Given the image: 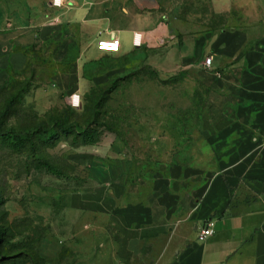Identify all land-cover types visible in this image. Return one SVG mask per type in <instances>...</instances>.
Here are the masks:
<instances>
[{
  "label": "crops",
  "instance_id": "crops-1",
  "mask_svg": "<svg viewBox=\"0 0 264 264\" xmlns=\"http://www.w3.org/2000/svg\"><path fill=\"white\" fill-rule=\"evenodd\" d=\"M160 3L170 19L176 0H63L60 7L52 0H0V91L41 64L107 53L97 49L99 39L117 37L119 52L138 48L134 33L141 46L168 44L162 58L171 67L164 72L196 74L208 110L189 161L164 163L133 181L122 163L99 180L96 196L70 197L73 208L95 211L105 222L95 262L264 264V0H210L212 12L237 11L240 18L206 39L169 34L156 21ZM210 220L213 233L198 238ZM63 248L57 236L39 246L54 261Z\"/></svg>",
  "mask_w": 264,
  "mask_h": 264
},
{
  "label": "rangeland",
  "instance_id": "rangeland-1",
  "mask_svg": "<svg viewBox=\"0 0 264 264\" xmlns=\"http://www.w3.org/2000/svg\"><path fill=\"white\" fill-rule=\"evenodd\" d=\"M195 1L176 0L170 19L158 4L156 21L179 38L206 39L240 18L237 11L212 12L210 0ZM166 46L143 43L128 52L41 64L0 91V114L7 112L0 118V230L6 232L0 264H28L26 253L40 264H96L93 246L105 222L95 211L73 208L70 197L96 196L99 180L122 163L133 181L164 163L189 161L207 94L196 74L164 72L171 67L162 58ZM74 93L78 108L70 104ZM39 125L46 131L36 133ZM54 236L64 243L56 261L38 247Z\"/></svg>",
  "mask_w": 264,
  "mask_h": 264
},
{
  "label": "built area",
  "instance_id": "built-area-1",
  "mask_svg": "<svg viewBox=\"0 0 264 264\" xmlns=\"http://www.w3.org/2000/svg\"><path fill=\"white\" fill-rule=\"evenodd\" d=\"M63 3V0H52V5L55 7H60ZM132 44L134 47H140L142 44V37L140 33H134L132 37ZM97 49L101 52L107 53H118L121 49L120 40L117 37H111L108 39H99L97 41ZM210 58H206L204 61V65L210 66ZM70 104L74 108H78L80 106V95L74 93L70 97ZM214 222L212 220L206 222L203 226L199 228L198 238L204 239L205 237L211 235L213 233Z\"/></svg>",
  "mask_w": 264,
  "mask_h": 264
},
{
  "label": "trees",
  "instance_id": "trees-1",
  "mask_svg": "<svg viewBox=\"0 0 264 264\" xmlns=\"http://www.w3.org/2000/svg\"><path fill=\"white\" fill-rule=\"evenodd\" d=\"M7 116V112H5V113H1L0 114V118H5ZM58 125V127L60 128V129H62V130H65V131H67L68 130V128H67V126H65L64 124H57ZM14 130H12V131H7V133L8 132H13ZM41 131H46L45 130V128H44V125H39L38 127H37V129L35 130V132L36 133H38V132H41ZM0 134H3V132L0 130ZM18 138V136H16V139ZM5 236H6V232H4V231H2V230H0V244H2L5 240H4V238H5ZM1 247L2 246H0V252H1ZM39 247V246H38ZM25 256H26V258H27V263L28 264H40V262H39V260L36 258H33L32 257V255L30 254V253H26V254H24ZM40 259H42L41 257H40ZM5 260H10V258H2L1 259V261H5ZM43 260V259H42Z\"/></svg>",
  "mask_w": 264,
  "mask_h": 264
}]
</instances>
